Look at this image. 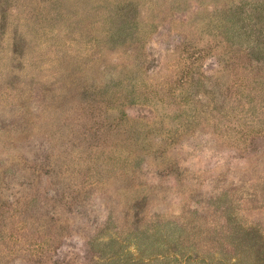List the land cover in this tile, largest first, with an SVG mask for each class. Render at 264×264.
I'll return each instance as SVG.
<instances>
[{
    "label": "rangeland",
    "instance_id": "1",
    "mask_svg": "<svg viewBox=\"0 0 264 264\" xmlns=\"http://www.w3.org/2000/svg\"><path fill=\"white\" fill-rule=\"evenodd\" d=\"M0 264H264V0H0Z\"/></svg>",
    "mask_w": 264,
    "mask_h": 264
}]
</instances>
